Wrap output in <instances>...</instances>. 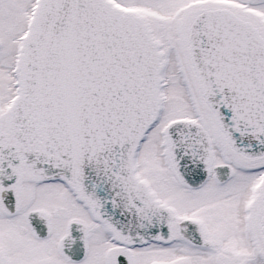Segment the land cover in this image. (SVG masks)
Listing matches in <instances>:
<instances>
[{
  "label": "snow or ice",
  "instance_id": "snow-or-ice-1",
  "mask_svg": "<svg viewBox=\"0 0 264 264\" xmlns=\"http://www.w3.org/2000/svg\"><path fill=\"white\" fill-rule=\"evenodd\" d=\"M0 264H264V0H0Z\"/></svg>",
  "mask_w": 264,
  "mask_h": 264
}]
</instances>
